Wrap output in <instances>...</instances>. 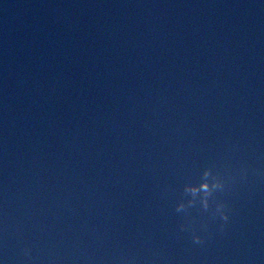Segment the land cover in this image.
Masks as SVG:
<instances>
[{
	"label": "water",
	"instance_id": "water-1",
	"mask_svg": "<svg viewBox=\"0 0 264 264\" xmlns=\"http://www.w3.org/2000/svg\"><path fill=\"white\" fill-rule=\"evenodd\" d=\"M68 264H264V0L237 1L158 152Z\"/></svg>",
	"mask_w": 264,
	"mask_h": 264
},
{
	"label": "clouds",
	"instance_id": "clouds-1",
	"mask_svg": "<svg viewBox=\"0 0 264 264\" xmlns=\"http://www.w3.org/2000/svg\"><path fill=\"white\" fill-rule=\"evenodd\" d=\"M223 219H225V220H226V219H227V217H224ZM196 242L198 243L199 241L197 240Z\"/></svg>",
	"mask_w": 264,
	"mask_h": 264
}]
</instances>
